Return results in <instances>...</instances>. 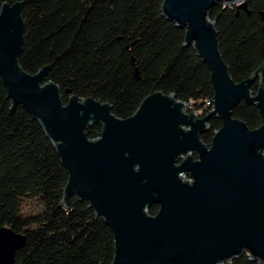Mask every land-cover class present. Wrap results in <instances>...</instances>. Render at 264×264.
<instances>
[{
	"label": "water",
	"instance_id": "1",
	"mask_svg": "<svg viewBox=\"0 0 264 264\" xmlns=\"http://www.w3.org/2000/svg\"><path fill=\"white\" fill-rule=\"evenodd\" d=\"M220 2L246 6V0L162 5L210 70L212 111L191 113L192 103L158 91L129 119L118 118L109 103L71 92L65 104L59 85L48 81L51 66L27 73L20 63L24 3L1 6L0 77L11 114L22 107L42 127L69 176L62 206L74 197L103 219L114 235L113 264H230L245 254L264 264V63L247 80H233L210 19ZM241 103L259 109L260 128L233 117ZM217 118L223 126L207 146L201 136ZM95 125L102 132L93 140L88 129ZM25 243L23 234L1 228L0 264H16Z\"/></svg>",
	"mask_w": 264,
	"mask_h": 264
},
{
	"label": "trees",
	"instance_id": "2",
	"mask_svg": "<svg viewBox=\"0 0 264 264\" xmlns=\"http://www.w3.org/2000/svg\"><path fill=\"white\" fill-rule=\"evenodd\" d=\"M24 3L23 69L36 74L51 66L48 81L71 95L112 106L120 119L132 117L145 98L161 91L212 110L214 88L207 65L185 45V30L162 14L164 0H0ZM245 8L218 3L210 14L235 82L252 77L264 63V0ZM140 78L137 79L136 71ZM264 86V74L261 78ZM258 80L252 90L259 89ZM12 103L0 77V229L26 237L16 264H113L114 235L85 201L62 206L68 173L38 122ZM207 116V115H204ZM233 117L251 130L262 126L256 106L241 103ZM223 122L212 119L201 136L211 146ZM102 127L88 129L90 139ZM196 158V157H195ZM26 203L40 211L24 213ZM159 206L150 209L155 216ZM230 264H260L245 254Z\"/></svg>",
	"mask_w": 264,
	"mask_h": 264
},
{
	"label": "rangeland",
	"instance_id": "3",
	"mask_svg": "<svg viewBox=\"0 0 264 264\" xmlns=\"http://www.w3.org/2000/svg\"><path fill=\"white\" fill-rule=\"evenodd\" d=\"M206 109V108H205ZM205 109H202L200 106H197V104H193V108L191 110V113H197L198 115H208L210 112H205ZM40 211V207L37 204L33 203H26L24 206V213L25 214H32Z\"/></svg>",
	"mask_w": 264,
	"mask_h": 264
},
{
	"label": "built area",
	"instance_id": "4",
	"mask_svg": "<svg viewBox=\"0 0 264 264\" xmlns=\"http://www.w3.org/2000/svg\"><path fill=\"white\" fill-rule=\"evenodd\" d=\"M202 116H204V115H202Z\"/></svg>",
	"mask_w": 264,
	"mask_h": 264
}]
</instances>
